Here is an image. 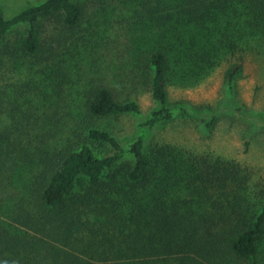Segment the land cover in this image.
Returning <instances> with one entry per match:
<instances>
[{
	"label": "trees",
	"instance_id": "1",
	"mask_svg": "<svg viewBox=\"0 0 264 264\" xmlns=\"http://www.w3.org/2000/svg\"><path fill=\"white\" fill-rule=\"evenodd\" d=\"M124 1L142 13L132 36L143 41L123 60L95 51L88 63L106 20L86 0L11 16L0 5V264H264L260 178L233 158L151 140L186 107L170 106V85L227 64L230 87L247 47L264 53V0ZM146 90L158 105L144 115ZM122 114L140 118L129 142L98 122Z\"/></svg>",
	"mask_w": 264,
	"mask_h": 264
},
{
	"label": "rangeland",
	"instance_id": "2",
	"mask_svg": "<svg viewBox=\"0 0 264 264\" xmlns=\"http://www.w3.org/2000/svg\"><path fill=\"white\" fill-rule=\"evenodd\" d=\"M38 1L41 0H0V5L4 14L11 16ZM86 1L87 14L99 9L93 20L100 19L101 25L102 21L106 20L105 31L99 35L103 45L96 50L93 39L89 45L93 44L88 45L85 52L86 62L95 51L109 54L115 61L129 57V43L143 41L138 36H132L133 28L140 30L142 27V24L136 23L137 15L142 13L137 11L135 4L124 0H105L101 5H97V0ZM55 24L57 23H44L45 37L49 34L54 37ZM10 37L13 38L14 34ZM247 51L243 71L230 87L223 74L227 64L218 65L212 73L200 77L199 81L188 79L186 86L170 85V106L174 109L182 101L186 107L184 111L176 113L171 122L157 128L151 140H166L197 153L207 151L233 158L247 167L251 174L260 178L258 184L263 191L264 121L248 120L237 107L243 106L253 113L264 111V53L257 44L247 47ZM138 102L144 115L158 105L148 90L140 96ZM212 116L215 120L207 129L203 125ZM73 120L79 121V118L76 116ZM139 121L140 118L136 114H122L101 118L98 122L105 128H110L125 142H129L135 136Z\"/></svg>",
	"mask_w": 264,
	"mask_h": 264
}]
</instances>
